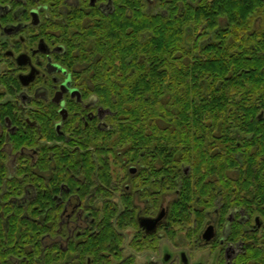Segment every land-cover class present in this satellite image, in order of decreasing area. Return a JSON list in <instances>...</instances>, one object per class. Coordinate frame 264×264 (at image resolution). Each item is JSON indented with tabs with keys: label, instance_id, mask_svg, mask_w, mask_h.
<instances>
[{
	"label": "trees",
	"instance_id": "16d2710c",
	"mask_svg": "<svg viewBox=\"0 0 264 264\" xmlns=\"http://www.w3.org/2000/svg\"><path fill=\"white\" fill-rule=\"evenodd\" d=\"M249 1L259 0H202L197 7L161 0L166 11L154 12L146 9L147 0H126L125 14L112 17L108 42L102 36L94 43L101 48L94 65L102 71L96 92L115 114L110 134L88 136L79 142L85 151L72 152L58 143L55 123L46 130L37 113L36 124L17 120L18 129L0 141L2 264L9 254L16 264H76L72 240L66 251L42 240L57 233V198L67 189L93 204L101 219L94 241L80 250L82 264L118 242L117 222L130 219L131 203L110 199L112 163L142 166L143 177L135 179L147 182L171 181L175 166L181 224L217 208V192L224 219L231 208L242 207L264 220V28L252 27L257 13L246 10ZM80 55L89 62L90 56ZM4 143L16 158L13 166ZM91 146L96 152L88 151ZM183 165L190 166L188 175ZM236 166L249 167L232 179L228 174ZM240 230L231 234L244 243L235 260L264 264V227L244 236Z\"/></svg>",
	"mask_w": 264,
	"mask_h": 264
},
{
	"label": "flooded vegetation",
	"instance_id": "af4514ba",
	"mask_svg": "<svg viewBox=\"0 0 264 264\" xmlns=\"http://www.w3.org/2000/svg\"><path fill=\"white\" fill-rule=\"evenodd\" d=\"M147 1V10L166 11L159 4L161 0ZM178 1H187L197 7L202 0ZM245 5L246 10L257 13L252 17V27L264 28V0L254 4L249 1ZM126 7V0H0V141L8 140L18 129L17 120L28 126L36 124L33 117L37 113L43 118L46 130L48 124L55 123L58 143L71 147L72 152L85 151L79 142L88 136L105 139L110 134L115 114L110 107L101 104L96 92L97 76L102 71L94 65L101 57L98 50L101 48L94 43L102 36H106L103 41L108 42L112 17L122 12L125 14ZM118 9L121 12L116 13ZM219 23L223 24L222 18H219ZM122 26L125 23L120 21L118 27ZM85 42H88L87 50L83 46ZM205 43L210 42L205 39ZM80 52L85 57L90 56L89 62L80 61ZM3 149L11 152L7 143L3 144ZM87 149L96 152L93 146ZM141 167L133 164L124 167L121 164L113 169L112 166L113 180L108 182L112 194L110 199L124 200L127 206L131 203L127 207L131 211L128 213L130 219L117 222L122 224L116 229L119 241L104 245L106 249L100 254L87 255L85 260L88 264H128L129 259L130 264H139L132 254L127 253L128 247L137 251L161 250L164 264H202L183 250L176 257L167 247H162L166 235L169 244L174 246L176 226L189 234H196L195 245L215 246L219 256L222 253L225 257L223 263L217 259L218 264H243L235 259L244 243L240 239L236 242L231 240V234L236 229L238 232L239 228L243 236L247 231L255 234L256 228L261 230L264 220L259 215L242 207H233L224 219L219 213L221 199L217 192L214 199L217 208L206 211L204 218L198 213L192 214L186 224H181L176 220L175 200L179 191L174 184L175 166H171V181L167 182L156 177L148 182L137 181L135 178L143 177ZM248 167L236 166L230 169L228 176L236 179L241 176L240 171ZM181 169L188 175L190 166L183 165ZM27 194L29 196V189ZM248 201L252 200L248 198ZM57 203L62 208L57 233L54 236L45 233L42 240L45 245L57 243L60 251H66L72 240L73 259L76 264H82L80 250L85 248L86 241H94L101 219H96L93 204L84 202L78 193L69 189L60 192ZM121 206L125 211L126 206L120 205L119 209ZM158 216L155 229L148 231L139 224L141 217ZM128 228L133 230L130 240H127ZM207 230L212 233L209 240L204 236ZM6 262L16 264L15 256L9 254Z\"/></svg>",
	"mask_w": 264,
	"mask_h": 264
},
{
	"label": "rangeland",
	"instance_id": "374dc122",
	"mask_svg": "<svg viewBox=\"0 0 264 264\" xmlns=\"http://www.w3.org/2000/svg\"><path fill=\"white\" fill-rule=\"evenodd\" d=\"M10 153V162L9 164L13 166L16 158L12 152ZM113 159H111L112 161ZM113 169H114V163H112ZM12 169V168H11ZM117 173H120V171H117ZM120 196V194H118ZM257 215V214H255ZM260 217V216H259ZM263 220V217H260ZM175 229L174 233V246L172 247L169 244V239L167 235L165 238L162 240V247H167L170 252L176 255L178 257L179 251L183 250L189 254V256L194 260V261H201L202 264H218L220 259L221 263L225 260V257L223 256L222 253H220L219 256V251L215 246H199L195 245L194 240L196 239L197 235L196 234H189L185 230H180L178 226ZM133 235V230L128 228L127 229V240H130ZM127 253L132 254L134 257V261L139 264H164L162 257H163V252L161 250L159 251H153V250H146V249H141L139 251L134 250L131 247L127 248ZM219 257V258H218Z\"/></svg>",
	"mask_w": 264,
	"mask_h": 264
},
{
	"label": "water",
	"instance_id": "95a60500",
	"mask_svg": "<svg viewBox=\"0 0 264 264\" xmlns=\"http://www.w3.org/2000/svg\"><path fill=\"white\" fill-rule=\"evenodd\" d=\"M160 216L155 217V218H149V217H141L139 219V224L142 228L147 229L148 231L155 229L156 227V223L158 221ZM204 236L206 237V239H211L212 237V233L210 230H207L204 234ZM183 264H186L185 262Z\"/></svg>",
	"mask_w": 264,
	"mask_h": 264
}]
</instances>
